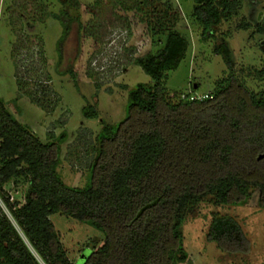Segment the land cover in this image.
Returning a JSON list of instances; mask_svg holds the SVG:
<instances>
[{"label": "trees", "instance_id": "16d2710c", "mask_svg": "<svg viewBox=\"0 0 264 264\" xmlns=\"http://www.w3.org/2000/svg\"><path fill=\"white\" fill-rule=\"evenodd\" d=\"M73 1L60 0L63 6L52 15L62 27L56 43L59 61L71 24L82 27L69 11L77 6ZM155 1L132 3L142 14L149 7L155 12ZM241 1L193 0L189 21L227 66L200 100L189 99L195 91L174 100L164 85L191 45L176 28L179 19L174 16L167 22L161 16L151 23L140 18L150 35L161 41L154 52L133 59L151 82L128 90L124 119L117 123L101 119L87 169L89 184L84 187L68 185L58 172L66 132L41 140L0 96V202L5 209L0 206V264H75L50 220L53 214L103 234L82 264H184L188 256L181 225L193 204L206 200L243 204L257 189L258 205L264 208V60L237 65L226 43L229 31H218L238 13ZM164 6L166 10L172 5L166 1ZM260 20L252 33L263 37L264 16ZM236 27L252 28L246 22ZM261 48L264 53V44ZM17 83L24 87L20 80ZM39 87L42 92L43 85ZM24 95L44 108L34 94ZM81 113L84 118H99L96 105L90 103ZM19 177L25 178L27 189L23 202L15 203L4 186ZM206 237L224 252L248 250V241L231 216L214 217Z\"/></svg>", "mask_w": 264, "mask_h": 264}, {"label": "rangeland", "instance_id": "374dc122", "mask_svg": "<svg viewBox=\"0 0 264 264\" xmlns=\"http://www.w3.org/2000/svg\"><path fill=\"white\" fill-rule=\"evenodd\" d=\"M132 1L77 0V6L69 7V11L79 17L84 28L71 24L61 42L59 61L56 43L62 27L52 15L63 6L60 0H0V96L16 119L41 140L66 132L58 172L68 185L89 184L87 169L101 119L107 123L124 119L128 90L139 82H151L133 59L154 52L161 41L150 35L141 17L153 23L156 17L168 22L175 16L179 19L177 30L190 40L186 57L168 72L164 82L174 100L189 91L210 92L227 71L224 60L212 51V43H203L197 26L189 21L193 0H156L155 12L149 7L142 14L133 8ZM166 1L172 6L165 10ZM262 16L264 0H242L238 13L218 28L229 31L226 43L231 60L239 66L264 60V36L252 33ZM241 22L252 28H237ZM17 80L24 83L23 88L18 87ZM37 85H43L42 92L37 91ZM25 92L41 99L44 108ZM88 103L96 105L99 118L82 116L81 108ZM4 188L12 202L22 203L27 181L23 177L11 179ZM0 206L4 209L1 202ZM223 215L240 225L248 241L247 252H224L207 240L210 221ZM50 220L67 258L75 264L86 248L94 249L104 238L98 230L65 215L53 214ZM181 226L188 256L184 264H264V208L258 205L257 189L243 204L217 205L208 200L193 204L184 212Z\"/></svg>", "mask_w": 264, "mask_h": 264}, {"label": "water", "instance_id": "95a60500", "mask_svg": "<svg viewBox=\"0 0 264 264\" xmlns=\"http://www.w3.org/2000/svg\"><path fill=\"white\" fill-rule=\"evenodd\" d=\"M262 44H264V40L262 41ZM259 158H260V156H259ZM90 253H91V250L89 248H86L82 252L81 257H80V259H79L77 264H82Z\"/></svg>", "mask_w": 264, "mask_h": 264}, {"label": "built area", "instance_id": "2783aa9c", "mask_svg": "<svg viewBox=\"0 0 264 264\" xmlns=\"http://www.w3.org/2000/svg\"><path fill=\"white\" fill-rule=\"evenodd\" d=\"M208 96V93H192V94H190V96H189V99L191 100V99H203V98H205V97H207Z\"/></svg>", "mask_w": 264, "mask_h": 264}]
</instances>
